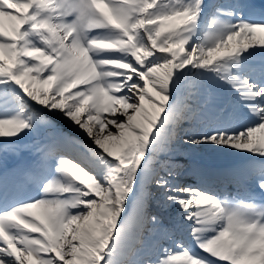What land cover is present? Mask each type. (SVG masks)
<instances>
[{"label": "snow or ice", "instance_id": "6c2138e0", "mask_svg": "<svg viewBox=\"0 0 264 264\" xmlns=\"http://www.w3.org/2000/svg\"><path fill=\"white\" fill-rule=\"evenodd\" d=\"M0 264H264V0H0Z\"/></svg>", "mask_w": 264, "mask_h": 264}, {"label": "bare ground", "instance_id": "6f19581e", "mask_svg": "<svg viewBox=\"0 0 264 264\" xmlns=\"http://www.w3.org/2000/svg\"><path fill=\"white\" fill-rule=\"evenodd\" d=\"M84 142L88 143L87 139H84ZM198 156H199V159L197 160V163L200 164L202 167H205L203 164H206V163L207 164L229 163L230 167H233L238 163V161L233 157L223 156V155L211 153L209 151H201L198 154ZM185 242H188L187 238H185Z\"/></svg>", "mask_w": 264, "mask_h": 264}, {"label": "rangeland", "instance_id": "374dc122", "mask_svg": "<svg viewBox=\"0 0 264 264\" xmlns=\"http://www.w3.org/2000/svg\"><path fill=\"white\" fill-rule=\"evenodd\" d=\"M66 130V129H65Z\"/></svg>", "mask_w": 264, "mask_h": 264}]
</instances>
